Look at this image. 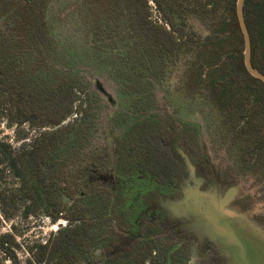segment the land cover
I'll return each mask as SVG.
<instances>
[{
	"label": "trees",
	"instance_id": "trees-1",
	"mask_svg": "<svg viewBox=\"0 0 264 264\" xmlns=\"http://www.w3.org/2000/svg\"><path fill=\"white\" fill-rule=\"evenodd\" d=\"M81 2L85 37L93 53L117 74L128 100L122 115L130 110L137 118L116 130L113 152L120 174L137 171L171 187L182 177L184 168L167 146L170 127L152 111L154 82L161 83L170 66L182 67V90L193 96L205 87L214 107L237 117L232 134L242 151L264 148V83L244 68L236 0ZM49 3L0 0V93H6L18 122L38 120L49 127L10 157L8 166L28 201L25 215L66 221L45 243L30 249L27 263L188 264L189 241H179L162 219H142L131 230L123 208L124 183L115 194L98 184L81 186L79 170L87 148L98 133L104 137L106 132L96 120L101 97L55 42L46 17ZM150 3L159 20H150ZM243 12L251 62L264 74V0H244ZM188 13H210L215 19L224 14L227 28L217 37L202 38L186 26ZM210 51L215 55L208 56ZM119 117L114 114L110 123L119 124ZM179 131L186 149H195V126L181 122ZM256 162L264 173V153H258ZM0 250L18 264L13 247L1 236Z\"/></svg>",
	"mask_w": 264,
	"mask_h": 264
},
{
	"label": "rangeland",
	"instance_id": "rangeland-1",
	"mask_svg": "<svg viewBox=\"0 0 264 264\" xmlns=\"http://www.w3.org/2000/svg\"><path fill=\"white\" fill-rule=\"evenodd\" d=\"M82 11L84 8L81 0H50L46 8L48 26L55 42L63 47L64 53L70 58L72 69L88 81L91 89H95L101 97V102L96 105V120L98 127L106 132L104 137L98 133L87 148L79 170L80 184L84 189L98 184L114 190L117 185L124 183L128 185L127 188L132 189L136 183H146V178H139L132 172L120 174L113 151L116 137L119 135L116 130L120 126L128 127L137 118L130 110H126L122 115L121 110L128 100L124 99L117 74L113 72L110 64L93 53L80 18ZM149 15L150 20H159V14L153 4ZM225 17L226 15L219 14L215 19L210 13H188L185 22L189 29L202 38L217 37L227 28ZM121 27L123 28V24ZM86 33L89 34L87 29ZM114 48L118 49L119 46ZM206 54L210 57L215 55L213 51ZM190 56V53H187L184 57L188 59ZM167 71L161 83L154 82L152 90L155 102L152 111L161 114L164 122L170 127L171 134L167 146L174 158L186 168L179 150L187 154L194 165L195 176L203 181L200 186L202 191H208L217 198L231 189L234 196L226 207L227 212L232 214L234 220L246 222L250 227L264 233V173L261 163L256 162L258 153L263 154L264 148L242 151L239 148L240 139L232 134L233 129L237 127V117L214 107L207 99L205 87L193 96L182 90V67L170 66ZM114 114H120L119 121L115 120L119 123L117 125L110 123ZM181 121L196 128V147L193 150L187 151L181 142ZM47 128L49 127L41 125L38 120L18 122L14 109H9L6 93H0V236L13 247L18 264H28L27 258L32 255L30 249L45 243L50 235L57 232L59 226L65 225L59 224L60 221L65 223L62 218L51 222L50 217L44 214L25 215L28 201L19 191L18 177L14 176L8 166L10 157L22 146H28L40 131ZM186 171L183 170L177 190L194 185L187 178ZM116 173L119 179L121 178L120 183H116ZM159 191L156 197L150 195L157 199L155 204L148 199H144L142 204L136 199L134 203L138 209L153 210L149 212L151 215L159 208L165 216L170 217L169 210L162 207L158 199H180L181 195L170 194L172 192L168 190ZM169 227L170 233L179 240L188 239V264H227L226 258L220 254L216 245L192 228L191 220L179 219L174 224L170 223ZM0 259L2 264H11L1 250Z\"/></svg>",
	"mask_w": 264,
	"mask_h": 264
},
{
	"label": "water",
	"instance_id": "water-1",
	"mask_svg": "<svg viewBox=\"0 0 264 264\" xmlns=\"http://www.w3.org/2000/svg\"><path fill=\"white\" fill-rule=\"evenodd\" d=\"M244 0H236L235 15L243 38V64L245 70L264 83V74L251 62V40L243 12ZM187 170L186 175L194 183L182 189L180 199H162L160 205L169 210L170 217L191 220L192 228L198 230L216 245L227 264H264V233L250 227L246 222L234 220L226 207L233 199L228 189L217 198L200 188L202 179L195 176L194 165L187 154L179 150Z\"/></svg>",
	"mask_w": 264,
	"mask_h": 264
},
{
	"label": "flooded vegetation",
	"instance_id": "flooded-vegetation-1",
	"mask_svg": "<svg viewBox=\"0 0 264 264\" xmlns=\"http://www.w3.org/2000/svg\"><path fill=\"white\" fill-rule=\"evenodd\" d=\"M181 122H185V121H181ZM179 130H180V128H179ZM181 142H182V140H181ZM182 144H183V142H182ZM183 146H184V144H183ZM184 148L186 149L185 146H184ZM115 159H116V157H115ZM116 163H117V161H116ZM117 170H118V168H117ZM134 173H135L134 175H136L139 178H143V179L146 178V177L141 176L140 173L137 172V171H134ZM115 178L117 179L116 183H120L119 180L121 178L119 179L118 173H116ZM121 186H122V184L120 183L119 185H117L114 188L115 191L110 189V188H109V190H111V192L113 194L119 193V190H120ZM127 186L126 185L124 186V189H123V191H124V195L123 196L124 197H122V199H123V208L126 211H128L127 222L130 225L131 230H134L136 227H138V225H139V223L141 222L142 219H151V218H153V219L154 218L162 219L163 221L166 222V224H168V227H169L170 223L174 224V223L179 221V219H177V218L165 216L159 208L158 209L156 208L154 210L153 214L151 215L149 212H152L153 210L148 211L145 208H139L138 209L136 204L134 203L136 201V199H138L137 202L139 201L140 204L143 203L144 199H148L149 201H151L152 203L155 204V202L157 200V199H155V197L158 196L157 192L160 193L159 190H161V189L162 190H168V191L172 192L170 194H176V195L178 194V195L182 196L183 195L182 188L177 190V188L179 187V183H178V185H176V187H171V186H167V185L158 184L153 179L149 180L148 178H146V183H145V181H144L143 184L136 183L135 186L132 189L131 188H127ZM150 195H153L155 197H152ZM140 211H142V212H140ZM157 212H159L160 214H158ZM59 224L60 225L66 224V221H65V223H62L60 221ZM169 229H170V227H169ZM186 240H188V239H186ZM179 241H182V240H179Z\"/></svg>",
	"mask_w": 264,
	"mask_h": 264
}]
</instances>
